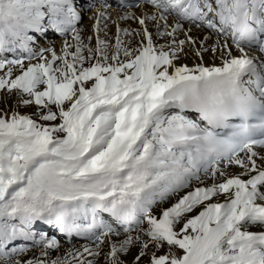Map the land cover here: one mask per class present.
<instances>
[{
    "label": "snow or ice",
    "instance_id": "snow-or-ice-1",
    "mask_svg": "<svg viewBox=\"0 0 264 264\" xmlns=\"http://www.w3.org/2000/svg\"><path fill=\"white\" fill-rule=\"evenodd\" d=\"M92 6L0 0V264H264V0Z\"/></svg>",
    "mask_w": 264,
    "mask_h": 264
},
{
    "label": "rangeland",
    "instance_id": "rangeland-1",
    "mask_svg": "<svg viewBox=\"0 0 264 264\" xmlns=\"http://www.w3.org/2000/svg\"><path fill=\"white\" fill-rule=\"evenodd\" d=\"M14 99L15 98L12 99L13 102H14ZM4 107H7V106L4 105V104H0V108H4ZM19 111H20L21 114H29V110H27V109H22L21 108V109H19Z\"/></svg>",
    "mask_w": 264,
    "mask_h": 264
},
{
    "label": "bare ground",
    "instance_id": "bare-ground-1",
    "mask_svg": "<svg viewBox=\"0 0 264 264\" xmlns=\"http://www.w3.org/2000/svg\"><path fill=\"white\" fill-rule=\"evenodd\" d=\"M6 106H13L14 107V102L12 101V99L8 102V105H6Z\"/></svg>",
    "mask_w": 264,
    "mask_h": 264
}]
</instances>
